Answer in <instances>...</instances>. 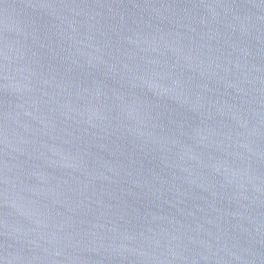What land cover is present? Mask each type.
<instances>
[{
  "label": "water",
  "instance_id": "1",
  "mask_svg": "<svg viewBox=\"0 0 264 264\" xmlns=\"http://www.w3.org/2000/svg\"><path fill=\"white\" fill-rule=\"evenodd\" d=\"M0 264H264V0H0Z\"/></svg>",
  "mask_w": 264,
  "mask_h": 264
}]
</instances>
